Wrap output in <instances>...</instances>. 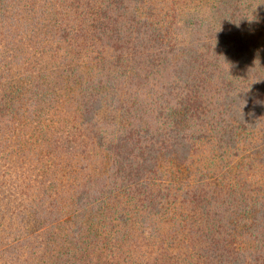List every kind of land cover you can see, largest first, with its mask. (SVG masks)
<instances>
[{
  "label": "trees",
  "instance_id": "trees-1",
  "mask_svg": "<svg viewBox=\"0 0 264 264\" xmlns=\"http://www.w3.org/2000/svg\"><path fill=\"white\" fill-rule=\"evenodd\" d=\"M5 209L0 264H264V0H0Z\"/></svg>",
  "mask_w": 264,
  "mask_h": 264
},
{
  "label": "rangeland",
  "instance_id": "rangeland-1",
  "mask_svg": "<svg viewBox=\"0 0 264 264\" xmlns=\"http://www.w3.org/2000/svg\"><path fill=\"white\" fill-rule=\"evenodd\" d=\"M32 80L31 77H27L25 76L23 79H22V83L24 84H28L30 81ZM73 107H74V110H73ZM73 107H68V106H62L60 108H58V111L60 112V118H57L56 115L57 114H54L55 115V121H54V130L55 128L56 129H60L59 132H61L63 134V136L65 137H71V133L69 132V126L70 125H66V123L68 122V119L72 117V114L75 112V107L76 105ZM98 116V120L99 122L101 123V125L103 127L105 126H109L111 125L112 122H117L118 121V112L113 109V108H110L109 106H104L97 114ZM66 130V132H64ZM88 130V129H87ZM75 129L73 128L71 130V132H74ZM77 132V130H76ZM61 135V134H59ZM69 155H65L64 158H68ZM11 210L9 211L8 209H5V214L6 216L4 217V219L2 220V217H0V232H1V235H3L5 238H6V233H7V241L6 243H13V241H16L17 238L21 237L23 238V235L21 232L17 231L16 229V225L18 226H21V227H24L25 224H27L26 221H24V226L22 224H19V223H16L14 224V226L12 227L10 224H11V214H10ZM14 216V215H12ZM15 222V221H14ZM2 223V224H1ZM16 228V229H15ZM5 231H3V230ZM10 238V240H9ZM27 255V254H26Z\"/></svg>",
  "mask_w": 264,
  "mask_h": 264
}]
</instances>
